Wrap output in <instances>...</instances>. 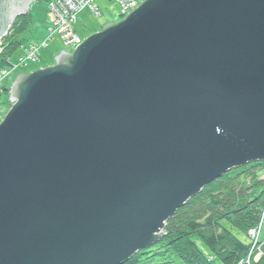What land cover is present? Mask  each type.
Wrapping results in <instances>:
<instances>
[{
  "label": "water",
  "instance_id": "1",
  "mask_svg": "<svg viewBox=\"0 0 264 264\" xmlns=\"http://www.w3.org/2000/svg\"><path fill=\"white\" fill-rule=\"evenodd\" d=\"M36 0H0V40ZM19 75L0 125V264H124L264 162V0H147Z\"/></svg>",
  "mask_w": 264,
  "mask_h": 264
},
{
  "label": "trees",
  "instance_id": "2",
  "mask_svg": "<svg viewBox=\"0 0 264 264\" xmlns=\"http://www.w3.org/2000/svg\"><path fill=\"white\" fill-rule=\"evenodd\" d=\"M31 16L15 20L4 37L0 71L22 47ZM9 93L8 89L0 91ZM264 209V162L232 169L204 188L166 222L163 235L149 249L124 264H238L250 254L248 232L261 221ZM238 235H242L244 240ZM264 264V241L259 243Z\"/></svg>",
  "mask_w": 264,
  "mask_h": 264
},
{
  "label": "rangeland",
  "instance_id": "3",
  "mask_svg": "<svg viewBox=\"0 0 264 264\" xmlns=\"http://www.w3.org/2000/svg\"><path fill=\"white\" fill-rule=\"evenodd\" d=\"M146 1L147 0L139 2L138 6L135 7L130 14ZM58 2L59 0H36L35 3L30 6V9L26 14L16 18L18 19L30 14L31 25L29 31L20 36V38L24 39V41L22 43V47L18 49L10 59V70L2 69L0 71V88L8 89L9 91L8 94L3 90L0 91V125L4 122L6 116L13 108L14 103L10 102V90L19 75L22 74L29 76L40 70L48 69L45 67L49 65H53L52 67L56 66L57 63L55 57L60 55L61 51L73 55L78 46L83 44L91 36L101 33L104 27L109 24H119L130 16V14L127 17H123L121 15V7L115 0H96L93 5L86 6L81 11L76 12L77 14L75 22L73 21L72 23V29L75 31L79 42L75 45L67 46L59 34H53L52 30H50L53 22L51 11L58 4ZM66 11L71 12L69 9H66ZM13 24L11 25V28ZM3 39L4 37L0 40V53L3 51L4 44L6 43V40ZM249 164L252 163H248L245 166ZM164 229L161 232V235H163ZM248 234L247 241H249V244L254 241L257 243L258 240L261 242L264 241V211L263 215H261V221L259 224L255 228L249 230ZM238 236L244 240L242 235ZM259 249L261 250L259 247L258 250H256V253L253 254V257H251L252 254H250L246 259L241 260L238 264H248L247 260H249L250 257L253 258L254 262L259 261L262 256V251Z\"/></svg>",
  "mask_w": 264,
  "mask_h": 264
},
{
  "label": "built area",
  "instance_id": "4",
  "mask_svg": "<svg viewBox=\"0 0 264 264\" xmlns=\"http://www.w3.org/2000/svg\"><path fill=\"white\" fill-rule=\"evenodd\" d=\"M96 0H59L58 4L52 9V33L59 34L67 46L75 45L79 42L72 23L75 22L76 12L81 11L86 6H91ZM98 1V0H97ZM121 7V15L127 17L139 2L143 0H115ZM71 10V12L66 11ZM70 15V16H69ZM45 47V46H43ZM256 235V233H255ZM254 235V237H255Z\"/></svg>",
  "mask_w": 264,
  "mask_h": 264
},
{
  "label": "bare ground",
  "instance_id": "5",
  "mask_svg": "<svg viewBox=\"0 0 264 264\" xmlns=\"http://www.w3.org/2000/svg\"><path fill=\"white\" fill-rule=\"evenodd\" d=\"M1 54V53H0ZM10 64H9V66L8 67H6L5 68V70H10ZM0 89H2V88H0ZM264 211V210H263ZM249 235V234H248ZM261 237V236H260ZM261 241L260 240H258V242L256 243L255 241L254 242H252L251 243V247H250V249H251V251H250V253H253V252H256V250H258V248H259V243H260ZM143 251V250H142ZM139 252H141V251H139ZM137 254V253H136ZM248 262V264H254L253 262H251V259H249V260H247Z\"/></svg>",
  "mask_w": 264,
  "mask_h": 264
},
{
  "label": "crops",
  "instance_id": "6",
  "mask_svg": "<svg viewBox=\"0 0 264 264\" xmlns=\"http://www.w3.org/2000/svg\"><path fill=\"white\" fill-rule=\"evenodd\" d=\"M40 42H41V41H40ZM40 42H39V43H40ZM39 43H38V44H39ZM56 57H57V56H56ZM52 66H53V65H49V66H47V67H45V68H49V67H52Z\"/></svg>",
  "mask_w": 264,
  "mask_h": 264
}]
</instances>
